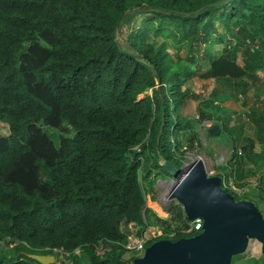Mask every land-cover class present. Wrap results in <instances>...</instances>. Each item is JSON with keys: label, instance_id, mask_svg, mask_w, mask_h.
<instances>
[{"label": "trees", "instance_id": "1", "mask_svg": "<svg viewBox=\"0 0 264 264\" xmlns=\"http://www.w3.org/2000/svg\"><path fill=\"white\" fill-rule=\"evenodd\" d=\"M214 1L0 0V243H14L0 264H38L30 254L39 251L127 264L124 225L158 231L145 247L197 233L180 232L179 203L163 208L166 218L152 212L150 224L142 181L154 183L160 157L180 167L193 147L179 141L192 126L182 123L188 101L199 99L190 81L259 67L264 0ZM217 106L200 101L198 118L216 121L207 108ZM44 127L59 131L57 143Z\"/></svg>", "mask_w": 264, "mask_h": 264}, {"label": "rangeland", "instance_id": "2", "mask_svg": "<svg viewBox=\"0 0 264 264\" xmlns=\"http://www.w3.org/2000/svg\"><path fill=\"white\" fill-rule=\"evenodd\" d=\"M127 27V26H126ZM152 34L150 35V37ZM161 38H155L154 43L159 44ZM170 49H179L180 56H184L186 52V47H177V45L168 44ZM216 52H220V46H216ZM236 59V58H235ZM238 61V60H237ZM241 66V65H240ZM208 68V66L206 67ZM262 73V72H261ZM261 79V80H260ZM262 81V82H261ZM194 94L200 99H208L209 96H240L242 95L245 100H247L246 105H242L240 99V115L234 117L232 115L231 123L229 118L225 121L224 125L221 122V130L215 135L209 133V128L215 124L214 121L205 120L202 121L198 118L197 102L199 99L194 101V99L189 100L187 107L190 108V112L187 113L184 110L182 116V123L191 122V128L182 130L179 133V141L182 148H188V145H193L190 150H187L182 157V163L189 162L195 159H201L205 166L207 174H224L226 178H229V182L238 189V196L247 194L249 200L254 202L260 212L264 215V192L259 191L254 186H248L247 189L242 188L248 182H258V178L264 177V156L260 159L261 163L258 165L252 164L251 160L259 159L257 156L254 157V153L257 155L264 154V130L258 128L255 125V116L264 117V72L260 74L259 79H254L253 77L243 76L239 79H215L213 77L199 78L188 83ZM146 93L152 94V90ZM141 94L139 97H141ZM255 114V116L252 115ZM252 115L251 117L249 115ZM234 117V118H233ZM251 119V120H250ZM217 124V123H216ZM45 132L49 137L57 143L59 131L55 128L44 127ZM8 134L7 124L0 122V135ZM252 141L255 144L254 152L248 148H244L248 142ZM234 150V151H233ZM242 150V155L238 154L237 151ZM246 150V151H245ZM245 152H248L245 154ZM252 155H250V154ZM160 157L159 159L161 160ZM239 162L241 165H239ZM173 163V162H172ZM263 163V164H262ZM237 166L242 168L240 174L237 173ZM231 170L232 174L229 173ZM158 174L154 183L151 185L147 181H142V188L146 198V204L149 208L148 218L150 224H154L155 215L160 217H168V213L163 210L170 203H176L174 199H167L170 182V175L165 171L157 169ZM154 176V172L152 173ZM235 174V175H234ZM261 189V188H260ZM154 212V214L152 213ZM130 234H137V226L130 224L128 225ZM141 234L147 237V240L151 237L158 235V231L153 234H149L148 231L144 230ZM172 234V233H170ZM14 243L2 242L0 243V251L9 252L12 251V246ZM144 249L140 251H131L127 249L121 259L127 264H132L131 259L136 256L142 255ZM39 253H51L48 251H39ZM55 255L54 264H69L67 261H63L64 257L61 258L59 254L53 251L51 254ZM76 255H79L78 250L75 251ZM80 264H88L85 257H82Z\"/></svg>", "mask_w": 264, "mask_h": 264}, {"label": "water", "instance_id": "3", "mask_svg": "<svg viewBox=\"0 0 264 264\" xmlns=\"http://www.w3.org/2000/svg\"><path fill=\"white\" fill-rule=\"evenodd\" d=\"M229 1L216 0L208 5ZM219 132L218 124L209 128L211 135ZM159 164L173 179L170 198L181 205L188 220L202 217V230L176 240H156L145 247L142 255L134 257L132 264H229L231 255L245 250L249 238L261 242L264 251V217L254 202L235 200L223 189L219 175L207 174L201 159L177 167L161 158ZM30 258L38 264L56 261L48 253H32ZM93 264L108 263L100 260Z\"/></svg>", "mask_w": 264, "mask_h": 264}, {"label": "crops", "instance_id": "4", "mask_svg": "<svg viewBox=\"0 0 264 264\" xmlns=\"http://www.w3.org/2000/svg\"><path fill=\"white\" fill-rule=\"evenodd\" d=\"M257 47V46H256ZM262 54H263V56H262V58L258 61V63H257V65L259 66V67H257L256 69H255V71H252V72H248V74L245 76V78L246 77H249V76H251V77H253V75H254V79H259L260 78V74H262L263 72H264V51L262 52ZM243 56L241 55V53H239L238 55H237V58H236V60H238L237 62H238V64L239 65H243V58H242ZM262 72V73H261ZM261 80V79H260ZM262 82V81H261ZM209 98H213L214 99V101H215V103L217 102L218 103V106H217V110L215 109V108H212V107H209V108H207L208 110L207 111H209V112H211V113H214L215 115H216V117H218V119H216V121H214V120H212V119H206V120H209V121H214V122H216L218 125H219V127L221 128V126H222V124H221V122H223V125H224V123H225V121L229 118V120L232 118V115H234V117L235 116H237V115H240L239 113H240V111H239V109H240V106L239 105H241V104H239V101L238 100H236L235 99V96H230V95H226V96H217V95H213V96H209ZM190 100H192V99H190ZM202 100H205V99H200L199 98V100L198 101H196V100H194V101H196L197 102V106H198V104H199V102L200 101H202ZM216 105V104H215ZM187 113L189 112V113H192V112H190V108H186V110H185ZM217 111V112H216ZM197 116H198V114H197ZM233 117V118H234ZM251 117V116H250ZM229 120H227V121H229ZM251 120V119H250ZM205 121V120H204ZM221 121V122H220ZM230 123H231V120H230ZM221 130V129H220ZM244 146H246V145H244ZM243 146V147H244ZM254 147H255V144H253V148L252 149H250L251 150V152L253 153L254 152ZM246 148V147H245ZM249 150V149H248ZM246 151V150H245ZM264 152V151H263ZM246 153H248V152H245V154ZM250 154V153H249ZM240 155H242V150H241V154ZM250 155H252V154H250ZM254 155V157H258L259 159H256V160H251L252 162V164H256V165H258L259 163H261V161H260V159H262L263 157L262 156H264V154H262V155H257L256 154V152L253 154ZM263 164V163H262Z\"/></svg>", "mask_w": 264, "mask_h": 264}, {"label": "flooded vegetation", "instance_id": "5", "mask_svg": "<svg viewBox=\"0 0 264 264\" xmlns=\"http://www.w3.org/2000/svg\"><path fill=\"white\" fill-rule=\"evenodd\" d=\"M214 175H217V174H214ZM222 181L223 180L221 177V185H222ZM248 186H254L256 189H259V191L264 192V177L258 178V182H255V183L248 182L242 188L246 187V189H247ZM222 187H223V189H225V191L230 193L234 197L235 200H240V199L245 200L246 198L250 197L247 194H243L242 196L241 195L238 196L237 192L230 191V189L228 187L225 188L223 185H222ZM239 188L240 187H237L235 189L238 190ZM263 217H264V215H263ZM51 253H49V254H51ZM53 255L55 256L56 254L54 253ZM229 264H264V251H263L261 242L257 241L254 238H249L247 241V246H246L245 250L241 253L231 255L230 260H229Z\"/></svg>", "mask_w": 264, "mask_h": 264}, {"label": "built area", "instance_id": "6", "mask_svg": "<svg viewBox=\"0 0 264 264\" xmlns=\"http://www.w3.org/2000/svg\"><path fill=\"white\" fill-rule=\"evenodd\" d=\"M135 149L140 150V148L138 146H136ZM237 153L238 154H241V150H238ZM195 160H197V159H195ZM192 161H194V160H191L189 162H184V163H182V165H186V164H188V163H190ZM220 175H221L222 180H223L222 181V185L225 188L228 187L230 189V191H235L238 194V190L235 189L237 187L234 186V185H232L231 182H229L230 179L229 178H226V176H224V174H220ZM169 184H170L169 185L170 187L173 185V179L172 178H170ZM171 188H169L168 198L167 199H170V195L169 194H170ZM176 203H177V201H176ZM202 225H203V219H202V217L197 216V217H195L192 220H188L187 226L186 227H183L180 230V232L183 233V234H188V233H192V232H200L202 230ZM173 234L174 233L168 234V237H172ZM127 240H128V242L126 244V248L127 249H129L131 251H140V250L145 249V244L147 242V237L144 234H140V235H137V234H135V235L129 234L128 237H127Z\"/></svg>", "mask_w": 264, "mask_h": 264}]
</instances>
